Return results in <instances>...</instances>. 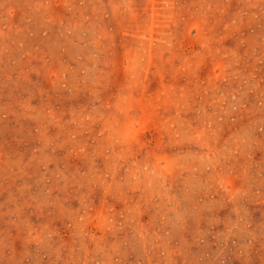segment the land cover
<instances>
[{
  "label": "rangeland",
  "instance_id": "1",
  "mask_svg": "<svg viewBox=\"0 0 264 264\" xmlns=\"http://www.w3.org/2000/svg\"><path fill=\"white\" fill-rule=\"evenodd\" d=\"M0 264H264V0H0Z\"/></svg>",
  "mask_w": 264,
  "mask_h": 264
}]
</instances>
